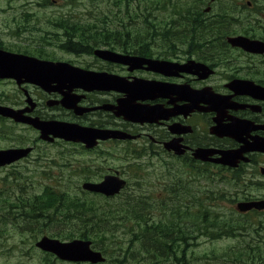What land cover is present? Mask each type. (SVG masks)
Returning <instances> with one entry per match:
<instances>
[{
    "label": "rangeland",
    "instance_id": "rangeland-1",
    "mask_svg": "<svg viewBox=\"0 0 264 264\" xmlns=\"http://www.w3.org/2000/svg\"><path fill=\"white\" fill-rule=\"evenodd\" d=\"M158 1L0 0V38L5 41L8 47L24 54L44 55L39 57L86 64L90 63V56L69 54L59 48V40L62 39L56 40L52 34L57 32V29L51 24L54 16L55 19L67 16L70 22L75 24H94L98 28L108 26L107 28L115 32L118 30L123 33L126 28L131 32L141 31L145 37L144 41L149 42L148 44L152 46L151 52L155 51L153 48H157L155 46L158 44H171L178 50L189 49L188 35L190 31L186 34L184 32L187 25H176L170 28L167 24L168 22L178 24L183 21V14L188 15L187 11L194 12L198 17L197 20H206L207 24L216 22L219 18L218 15H226L225 21H221V23H224L222 27L230 28L229 32H231V24L232 27L234 23L237 24L235 20L241 18V21L246 23L247 19L253 20L250 17L253 14L264 24V3H261V0H217L210 4V11L207 13L203 12L208 6L207 0ZM246 2L251 3V8H246ZM38 3L44 9L40 8ZM252 4H255L257 8L253 9ZM25 6L39 7L40 9L32 10L35 12L33 18L29 19L25 15V23L23 19L11 20L14 13H19L18 11L13 12L11 8ZM200 11L202 14L198 13ZM16 23H20V28L14 26ZM16 28L22 32L20 38L9 33L15 32ZM233 28L236 30L238 27L234 25ZM166 29L170 30L168 38L157 34V32ZM237 30L239 31V29ZM43 34H52L53 37ZM192 35L194 38L206 42L202 37V32L199 33V36L197 32ZM130 39L133 37L130 36ZM135 40H142V38L133 39V41ZM10 43L18 46L14 48L9 45ZM38 49L46 52L41 54ZM204 49L211 48L204 46ZM225 54L230 53L226 51ZM26 85L21 84L22 88H20L12 80L0 79V104L18 108L20 103L24 102L26 98L24 93L27 91L29 96L39 100L41 107L44 108L41 111L42 119H45L49 114H56L59 118L63 117V111L60 108L47 106L44 96H39L36 90H33L31 95ZM30 86L34 88L32 85ZM139 141L125 145L115 141L103 142L94 151L85 150L79 144L74 143L56 141L50 144L42 142L38 138L36 129L0 118V149L20 146L34 147V151L27 160L15 163L13 166L0 168V264H88L60 261L34 247L36 240L43 235L52 237L51 235L55 232H58L59 235L66 234L64 228L86 230L78 218H71L73 214L67 213L66 207L58 212H45L42 219L23 217L30 214L27 211H20L17 207V205L20 206V201L31 200L29 202L31 205L33 197L45 191L63 195L67 202L80 200L85 204V208L91 210L88 217H101L106 220L107 230H109L107 234L94 235V221L89 226L92 232L90 240L94 243V249L104 250L102 254L105 261L99 264H174L171 261L174 256L169 257L166 255V251H164L166 258L146 252L138 253L137 257H130L125 251L128 245L138 248L141 246L133 236L137 229L135 222L138 221L134 219L135 214L128 207L132 205L131 200L139 202L142 198L148 205L140 208L134 202L133 207L140 211L141 217L145 221H148L147 224H144L148 228L170 227L174 222L181 226L194 225L192 223L198 222L199 226L202 211L207 210L216 225L220 221H228L226 222L228 226L236 229L234 237L235 233L232 230L229 231L230 228L220 227L212 236H208L209 233L207 234L206 230L200 232L198 228V231L189 234L190 237L195 238L188 241L185 256L177 254L180 259L189 261L188 264H241L238 263V260L246 259L245 253L248 252L250 243L264 238V211L241 215L234 209L235 204L238 200H243V197L263 198L264 186H260V182L264 184V180L250 183L248 177L241 180V175L239 180L238 174L232 176L229 171H220L219 169L220 175L203 171L193 172L191 175L195 181L183 183L190 185L188 191L180 190L181 196L189 202L188 209L192 205L190 210L192 218L184 220L183 212L185 210L182 207H174L171 202L173 199L171 191L175 188L170 184L174 182L173 178L176 175L184 179H189V175L179 164L174 168L177 174L172 177L171 168L174 167L176 161L163 152H153L150 148L141 149L145 142ZM135 149L138 151L133 152ZM115 171H118L127 182L120 194L106 198L81 190L80 186L83 182L100 181L103 176ZM222 173H225V176ZM208 188H211L212 191H207L210 196L206 200L204 196H198L200 192L206 191ZM215 192L219 194L216 195ZM145 228L141 224L137 229L141 237L147 233ZM215 228L213 227L212 230ZM240 229L243 238L237 235ZM78 237V234L73 235V238ZM261 246L264 248V243ZM130 250L133 248L127 249V251ZM121 252L123 257H121ZM258 252L260 257L254 255L246 264H264V249H260Z\"/></svg>",
    "mask_w": 264,
    "mask_h": 264
},
{
    "label": "flooded vegetation",
    "instance_id": "flooded-vegetation-1",
    "mask_svg": "<svg viewBox=\"0 0 264 264\" xmlns=\"http://www.w3.org/2000/svg\"><path fill=\"white\" fill-rule=\"evenodd\" d=\"M261 3H264V0H261ZM38 5L43 8L40 3ZM252 5L253 9L257 8L255 4ZM40 8L26 6L11 8L13 12H19L14 13L11 20L23 19L25 23V15L29 19L33 18L35 12L32 10ZM246 8H251L250 2H246ZM250 17L253 20L247 19L246 23H243L241 18L235 20L237 24L234 23V25L239 31L234 30L232 24L231 32H229L230 28L222 27L224 24L210 23L206 24L205 28L201 27L202 37L206 42L200 39L190 40L192 45L189 49L159 50L153 58L168 62L171 68L157 72L147 70L145 66L130 70L127 65L101 61L89 53L90 50H84V47L82 49L69 48L68 46L79 43L77 31L71 38H68L70 34L65 37L64 31L58 28L54 16L51 24L57 32L52 34L56 40L62 39L59 40V48L69 54H86L91 57L90 63L86 64L65 62L81 67L85 71L105 72L108 75L120 76L128 82L136 79L157 86L154 91L141 92L140 98L131 101L134 107L152 110L153 119L133 121L126 119L123 115H117V102L122 98L125 99L126 96L124 93L112 90L84 92L81 89H73L69 92L70 97L67 102L73 109H65L61 103L63 94L57 91L54 84L47 87L48 90L26 86L31 95L32 91L36 90L39 96H44L47 106L60 108L63 111V117L59 118L56 114H49L42 119L41 111L44 108L41 107L40 101L30 97L27 91L24 93L26 97L24 102L15 109L25 110L26 116L39 119L43 123H72L123 133L133 138L109 139L104 142L115 141L125 145L142 140L145 144L141 149L150 148L153 152H163L176 161L174 167L171 168L172 177L177 174L174 168L179 164L182 165L189 179L180 178L177 175L173 178V186L181 189L190 188V185L183 183L195 181L191 175L193 172L203 171L219 175V170H230L219 163L223 152L235 153L237 165L230 171L238 174L239 180L241 175V180L248 177L250 183L264 180V151L258 149L264 148V50L262 48L264 24L255 14ZM58 18L62 19L61 16ZM14 26L20 28V23ZM17 28L15 32L9 33L20 38L22 32ZM52 34L43 35L53 37ZM227 38L241 39L244 43H248L245 41L256 42L251 43L256 45L254 50L262 52L247 51L239 46L233 47ZM9 45L14 48L18 46L12 43ZM204 46L211 49H204ZM0 49L39 60L64 61L46 56V58L39 57L44 55L24 54L8 47L1 38ZM38 51L41 54L46 52L42 49ZM226 51L230 54H225ZM120 53L132 54L124 51ZM187 63H189L188 69L185 66ZM198 64L205 65L208 69L200 70ZM75 108L77 109L74 110ZM88 108L90 110L86 111ZM260 186L264 184L260 182ZM201 196L206 198L205 192L201 193ZM243 198L236 204L253 203L264 199V197ZM185 204L189 202L186 201ZM254 212L256 211L249 210L243 214Z\"/></svg>",
    "mask_w": 264,
    "mask_h": 264
},
{
    "label": "trees",
    "instance_id": "trees-1",
    "mask_svg": "<svg viewBox=\"0 0 264 264\" xmlns=\"http://www.w3.org/2000/svg\"><path fill=\"white\" fill-rule=\"evenodd\" d=\"M158 2H160V0ZM187 12H188V15H186L185 13L183 14V21L179 22L178 24H175L174 22L173 23L168 22L167 24L170 28L175 27L176 25L177 26L187 25L185 27L184 32L186 34L190 31L188 35L189 37L188 46L191 47L192 42L190 40H197L193 38L192 34L194 32L196 33L201 28V25H199L201 23V19L197 20L198 17L196 15H193L194 12H189V11ZM198 13L202 14V11ZM218 17L220 18L221 21H224L226 15H221V16L218 15ZM221 21L219 23H221ZM78 26H82V25L75 24L73 22H68V21H63L61 23L60 29L61 31H64L65 37L68 34H70L68 38H71L72 35L76 34V31L78 33L77 36L79 39V43L74 44L72 46H68L69 48L82 49V47H84L85 48L84 50L87 49L91 51V49H94L96 47H111V48L122 49L127 53L135 54L136 52L137 54H140V55L141 54H144V55L147 54L149 56L151 55L150 49H152V46L148 44L149 42L144 41L145 37L142 35L141 31L131 32L128 28H126L125 31L122 33V32H119L118 30L117 32H115L114 30L107 28L108 26H106L105 28H103V26L98 28L94 25V29L92 30L83 29V28H87V25L82 26V27H78ZM201 31H202V28L200 29V32ZM168 33H170V30L168 31V29H166L165 31L161 30V32H157L158 35H163V38H166V37L168 38L169 36ZM130 36L133 37V39L142 38V40L133 41V39H130ZM117 40H131V41H128V43L126 44H118L116 42ZM155 47L159 48V47H162V45L158 44ZM166 48L175 49V47L172 45H168L166 46ZM65 198L66 197L63 195H57V194H54L53 192L45 191L38 198L33 197L34 200L32 201L31 205L29 204L31 200L30 201L23 200V201H20V206L17 205V207H19L21 212L27 211L30 214L26 216V218L35 219V220L44 218L45 212H48V211L58 212L60 210H63V207H66L67 213L71 212V214H73L71 218L72 219L78 218L80 220L82 227L86 228V230H82L81 228L73 229V230L64 228V233H66L67 235L62 234L63 235L62 236L61 234L59 235L58 232H55L53 234L55 237L60 238L62 240L72 239L74 234H78L79 235L78 238L80 239L89 240L90 235H92V232L89 228L90 223L92 221L95 222L94 235H98V234L103 235V234L109 233V230H107L108 224L106 223L105 219H102L101 217L92 218L93 216L88 217L91 210H89V208L88 209L85 208V204L83 202H81L80 200L67 202ZM130 202L132 205L128 207V209L130 211L132 210L133 213L135 214L134 219L138 221V222H135L137 229H139V226L141 224L145 228L146 226L144 224H147V221H145L141 217L140 211H137L133 207V203L135 202L136 206H140V208H144L143 206H146V204L144 202H141V200L139 202L131 200ZM204 214H207V213H204ZM123 219L125 220L126 218H123ZM202 222H205L206 224L203 230L205 229L207 231L206 233L207 234L209 233L208 236H212V234L216 232L217 230H219L220 227L230 228L229 231L232 230V232L235 233V235L233 234L234 237L236 236V229L235 228L232 229L231 226H228V224L226 223L228 221H220V223L216 225V223L213 222L212 217L204 216L202 217ZM209 222H212V223H209ZM192 224L197 226V223H192ZM192 226L193 225H187V224L181 226V225H177L176 222H174V224H172L170 227H164V228L160 226H154L151 228L146 227L145 229L147 230V233L143 237L139 235V232H138L139 230L136 229L133 236H134L135 241L139 242L141 246L140 248H138V247H133V245H130V246L128 245L127 249L133 248V250L127 251L126 249L125 251L128 253L130 257H137L138 253L146 252L149 254L155 253L157 256L164 257V258H166L164 255V251H166V255H169V257L174 256V259L171 260L174 264H188L189 261L180 259L177 254L185 256L186 254L185 252L188 246V241H191L192 239L195 238V237L189 236V234H192L195 231V228H192ZM213 227H216V228L212 230ZM208 231H211V232H208ZM237 235L243 238L241 229L239 230V233ZM252 239H256V238H252ZM263 243H264V238H260L259 240L250 243L248 247V252L245 253L247 256L245 257L246 259L240 258V260H238V263L246 264L250 262L248 260H250L251 257H253L254 255H256V257H260L258 250L264 249L261 246V244ZM100 251L104 252V250L102 249H100ZM117 252L119 253V251ZM123 256L124 255L121 252V257Z\"/></svg>",
    "mask_w": 264,
    "mask_h": 264
},
{
    "label": "water",
    "instance_id": "water-1",
    "mask_svg": "<svg viewBox=\"0 0 264 264\" xmlns=\"http://www.w3.org/2000/svg\"><path fill=\"white\" fill-rule=\"evenodd\" d=\"M228 41L231 45L241 46L248 50L254 51L256 48V45L251 44L254 42L245 41L248 43H244L242 42L244 40L237 38H229ZM94 53L96 56L105 60L128 64L131 69L146 64L147 69L153 71H164L171 66L169 63L164 61L144 59L140 57L121 56L105 50H95ZM62 70L63 69L60 67V65L40 62L34 59L0 52V78L13 77L18 84L22 82H29L44 88L50 81H53V79L47 78L46 74H51ZM72 79L77 83V86H81L84 89L108 87L123 88L129 93V96L134 95L139 90L152 91L154 89L153 86H143L141 83H133L130 84V86H126L119 81L101 75L75 74L72 72ZM131 101L132 100L127 97L126 100L120 104L123 106V104L126 102L131 103ZM141 111L142 113L150 112L142 109ZM22 114V111H15L9 107L0 105L1 116L13 118L16 122L31 124L40 130L41 138L44 140L51 141L52 138L48 137V135L51 134L54 137H61L65 140L80 141L85 143L87 147H91L93 145V139L96 137V135H94V133H92L89 129H83L74 125L61 123H43L39 122L37 119L25 117ZM133 118L137 119L136 117ZM108 137V135H105L101 136L100 138L105 139ZM258 149L264 151V148ZM29 151L30 149L0 150V166L16 161L20 157L25 156ZM235 160L236 155L229 153L224 154L223 157H221L220 162L223 164L234 165ZM123 185L124 182L119 180L117 177L105 176L101 183L96 184L86 182L82 185V188L90 192L102 193L106 196H110L118 193ZM238 208L241 211H246L251 208L264 209V201L240 203ZM36 246L45 252L54 254L61 260L73 262L89 261L91 263L103 261V258L99 252H94L90 249L89 241L73 240L70 242H61L57 239L44 236L36 243Z\"/></svg>",
    "mask_w": 264,
    "mask_h": 264
}]
</instances>
